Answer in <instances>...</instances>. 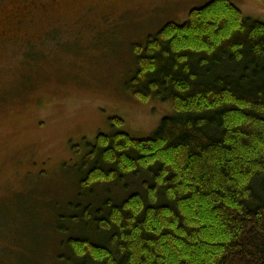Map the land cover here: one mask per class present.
Segmentation results:
<instances>
[{
	"label": "trees",
	"instance_id": "obj_1",
	"mask_svg": "<svg viewBox=\"0 0 264 264\" xmlns=\"http://www.w3.org/2000/svg\"><path fill=\"white\" fill-rule=\"evenodd\" d=\"M133 47L129 89L174 115L143 139L113 118L72 147L78 196L55 213L59 260L264 264V23L211 0ZM104 185L121 192L99 197Z\"/></svg>",
	"mask_w": 264,
	"mask_h": 264
},
{
	"label": "rangeland",
	"instance_id": "obj_2",
	"mask_svg": "<svg viewBox=\"0 0 264 264\" xmlns=\"http://www.w3.org/2000/svg\"><path fill=\"white\" fill-rule=\"evenodd\" d=\"M209 1L0 0V264H65L55 213L78 196L84 143L113 118L143 139L174 115L129 89L133 46ZM230 1L264 23V0Z\"/></svg>",
	"mask_w": 264,
	"mask_h": 264
},
{
	"label": "flooded vegetation",
	"instance_id": "obj_3",
	"mask_svg": "<svg viewBox=\"0 0 264 264\" xmlns=\"http://www.w3.org/2000/svg\"><path fill=\"white\" fill-rule=\"evenodd\" d=\"M2 37V33L0 32V38Z\"/></svg>",
	"mask_w": 264,
	"mask_h": 264
}]
</instances>
